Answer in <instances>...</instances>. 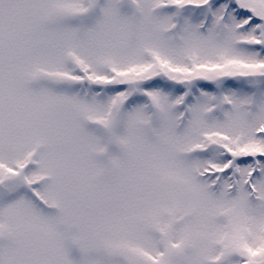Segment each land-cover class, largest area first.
Listing matches in <instances>:
<instances>
[{
	"label": "snow or ice",
	"instance_id": "snow-or-ice-1",
	"mask_svg": "<svg viewBox=\"0 0 264 264\" xmlns=\"http://www.w3.org/2000/svg\"><path fill=\"white\" fill-rule=\"evenodd\" d=\"M0 264H264V0H0Z\"/></svg>",
	"mask_w": 264,
	"mask_h": 264
}]
</instances>
